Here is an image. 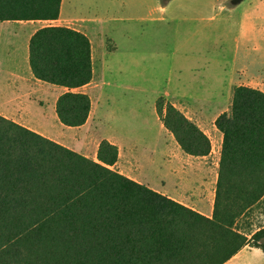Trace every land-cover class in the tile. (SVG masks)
<instances>
[{"label":"trees","instance_id":"1","mask_svg":"<svg viewBox=\"0 0 264 264\" xmlns=\"http://www.w3.org/2000/svg\"><path fill=\"white\" fill-rule=\"evenodd\" d=\"M62 2L0 0V21L58 20ZM30 61L37 78L70 89L57 101L62 123L84 125L91 98L72 89L93 80L90 38L44 26ZM160 99L158 114L181 148L209 155L208 134ZM216 126L224 137L207 216L115 170L120 151L108 139L96 160L0 114V264H225L247 246L264 250V226L239 225L264 202V92L237 86Z\"/></svg>","mask_w":264,"mask_h":264},{"label":"rangeland","instance_id":"2","mask_svg":"<svg viewBox=\"0 0 264 264\" xmlns=\"http://www.w3.org/2000/svg\"><path fill=\"white\" fill-rule=\"evenodd\" d=\"M63 1L60 20L43 21L39 27L90 28L98 57L96 83L107 92H95L101 100L86 129L55 124L49 129L42 127L51 118L53 100L61 92H31L33 102L12 115L22 118L26 113L23 121L60 137L63 144L91 158L98 159L99 146L111 133L123 142L117 169L135 170L147 177L150 186L157 182L154 185L164 193L200 211H211L224 137L216 119L230 111L238 83L232 85V92L231 88L224 92H171L170 81L182 77L188 84L201 85L208 80L214 84L216 74L233 58L242 5L234 8L232 0ZM210 87L213 90V85ZM191 93L205 97L203 101L191 98L187 95ZM161 97L208 134L213 144L209 155L193 156L181 148L158 114ZM247 222H252L253 228L264 226V202L239 222L240 228L245 229ZM257 251H246L241 262L264 264V251Z\"/></svg>","mask_w":264,"mask_h":264},{"label":"crops","instance_id":"3","mask_svg":"<svg viewBox=\"0 0 264 264\" xmlns=\"http://www.w3.org/2000/svg\"><path fill=\"white\" fill-rule=\"evenodd\" d=\"M238 6H241V9L239 11L238 28L237 34L235 36L234 54L232 60L230 61V64L228 66L224 65L222 67L221 73L216 74L214 84H211L209 80L201 85H196L194 81H192L191 84H188L187 81H185L182 77H179L175 82L174 80L170 81L172 89L171 92H224L228 90L230 91V88L232 92V85L234 83H238V86L245 85L264 92V0H248L247 2L243 0L241 3L235 5L234 8ZM225 7L226 4H223L222 9L225 10ZM160 8L162 10L167 9L162 5H160ZM63 9L64 1L62 2L60 17L63 15ZM58 20H60V18ZM43 21L51 20L0 21V114L63 144V142L60 140V137H52V135L46 131L40 132L36 130V128L38 127L36 124H30L26 121H23V118L27 116L25 115L26 113L22 112V118L13 116L12 114L16 112L19 113L23 110V108L25 109L26 106H29L33 102L31 92H61L60 95H55L56 97L53 100L52 116L50 119L43 122L42 127L44 129H49L51 128V126H53V124H55L59 127L65 126L69 128L86 129L93 121L94 110L96 109V106L100 104L101 100V98L98 99L99 96L96 97L95 92L107 91L104 88L100 89V85L96 83L95 65L96 58L98 57L95 53L94 42L91 39L90 28H79L69 25V27L84 32L90 38L92 43L94 68L93 80L90 83L83 85L82 87L72 89V91L74 92H83L88 94L91 98L92 108L89 118L84 125L71 127L62 123L57 113V101L63 93L69 91L70 89L64 86L48 83L37 78L33 72L30 61V41L34 33L38 29L44 27H39L40 23ZM15 25L20 28L16 27ZM222 74L224 76H222ZM212 85L213 90L210 89V86ZM187 95L191 98L201 99L202 101L205 97L203 93H191V95ZM103 100L104 97L102 98V101ZM109 134L110 135H108V140L116 144L118 147L119 144L123 143L120 142L113 134ZM119 151V160L113 166V168L138 182L150 186V181L147 180V177L138 174L135 170L131 171L129 169L123 168L120 170L117 169L120 167V159L122 155L121 147H119ZM93 159L97 160V158ZM154 184H157V182H155ZM154 184L150 187L161 193H164L162 189H159ZM168 196L176 199L177 201H180L181 203L193 209H196L195 207L189 205L184 201H181L176 197H173L171 195ZM200 212L207 216H212L214 207L212 205L211 211L209 209V212L202 210ZM257 249L262 250L261 248L247 246L225 264H246L241 262L244 253L249 250L257 251Z\"/></svg>","mask_w":264,"mask_h":264},{"label":"water","instance_id":"4","mask_svg":"<svg viewBox=\"0 0 264 264\" xmlns=\"http://www.w3.org/2000/svg\"><path fill=\"white\" fill-rule=\"evenodd\" d=\"M243 0H232V3L234 4V5H237V4H239V3H241Z\"/></svg>","mask_w":264,"mask_h":264}]
</instances>
